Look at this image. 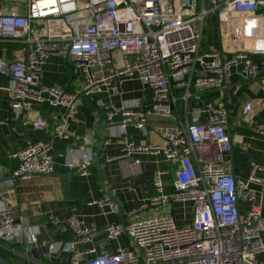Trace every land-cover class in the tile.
<instances>
[{"label": "built area", "instance_id": "1", "mask_svg": "<svg viewBox=\"0 0 264 264\" xmlns=\"http://www.w3.org/2000/svg\"><path fill=\"white\" fill-rule=\"evenodd\" d=\"M0 0V45L15 43L23 58L0 54V77H6L9 105L17 114L31 112L35 101L47 100L65 108L54 115L56 135L70 138V123L78 108L93 94L119 93L126 80L137 79L152 91L149 107L139 111L132 104L108 112L109 121L123 114L118 132L107 143L119 142L130 164L138 166L141 154L162 155L175 166L173 192L166 191L167 170L153 173L155 195L152 204L164 206L153 217L112 223L105 227L109 239L127 234L134 248L119 246L115 252L97 254L93 246L96 227L87 226L78 216L66 220L52 217L60 228H69L73 238L48 245L49 257L61 252L70 255V264H264V165L252 160L247 178L236 176L232 159V137L227 131L230 109L228 79L240 67L245 79L259 78L264 87V0ZM216 13L221 50L203 45L205 21ZM65 54L81 74L82 85L71 91L59 86L40 87L42 70L55 54ZM261 56L260 62L251 56ZM218 93L204 107L192 106L203 95ZM196 104H198L196 102ZM264 107V100L261 102ZM207 119L201 121L202 113ZM242 120L253 123V103L243 106ZM151 117L168 125L154 126L161 143L137 144L127 135L134 124L147 132ZM4 120L0 116V123ZM32 125L48 127L43 116ZM264 133V120L256 125ZM90 143L88 137L84 138ZM52 145L33 141L13 154L19 160L14 176L31 178L51 175L55 165ZM81 174L88 173L91 155H84ZM1 161V153H0ZM75 167L73 161L67 162ZM1 166V164H0ZM10 193V190H7ZM117 188L88 202L105 212L119 214ZM261 195V196H260ZM260 197V198H258ZM9 200L0 198V242L20 246L14 250L33 264L31 244L39 226L16 219ZM192 203L190 224L181 225L168 207ZM241 203L248 205L242 209ZM148 208L143 205L140 211ZM136 211L127 213L132 218ZM19 222V223H17ZM22 223V224H21Z\"/></svg>", "mask_w": 264, "mask_h": 264}, {"label": "crops", "instance_id": "2", "mask_svg": "<svg viewBox=\"0 0 264 264\" xmlns=\"http://www.w3.org/2000/svg\"><path fill=\"white\" fill-rule=\"evenodd\" d=\"M222 35L219 33L213 40L204 30L203 45L210 49L221 50L223 45ZM0 54L9 58H23L21 47L15 43L0 45ZM255 61L260 62L261 56L252 55ZM80 75V76H79ZM6 77H0V116L4 120L0 123V198L9 200L12 212L17 220L22 217L25 225H46L52 217L66 220L70 216H78L87 226L96 227L94 241L82 247L93 246L96 253L115 252L121 246L125 249H133L132 239L127 234H122L118 239H109L105 227L112 223L129 222L142 218L153 217L164 212V206L152 204L151 197L155 195L153 173L157 169L167 170L164 175L166 191L171 193L174 181L175 166L162 155L141 154L134 157L140 158L141 163L134 167L130 164L132 157L121 155L123 146L119 142L107 143L111 133L118 132L123 120V114L117 112L111 121L107 114L113 109H120L125 104H132L134 111L149 107L152 101V91L137 79L126 80L121 84L119 93L99 92L87 98L78 108L76 119L70 123L74 135L63 138L56 135L54 130V115L63 117L65 108L53 106L49 101H35L31 112L17 114L9 105ZM82 85L81 74L75 70L74 64L65 54L52 55L43 66L40 87L59 86L71 91L79 90ZM229 91L227 102L230 109V121L227 131L232 137L233 151L228 155L233 161L236 176L247 178L250 172L251 161L255 160L264 165V133L256 130V125L264 120V87L259 78L245 79L240 72V67L233 69L228 79ZM253 103L256 120L253 123H245L242 120L243 106L246 102ZM37 116H43L48 120V127L37 129L32 121ZM207 119V113L203 112L201 121ZM166 120L151 117L147 124V132L138 129L134 124L126 128L127 135L137 144L161 143V137L154 131V126L168 125ZM88 137L90 143L84 138ZM45 141L51 143V155L55 165V172L51 175H34L31 178L14 176V171L19 167V160L13 154L26 147L29 142ZM91 155L87 165L88 173L81 174L84 165V155ZM100 159V164L96 163ZM73 161L75 167H70L67 162ZM140 176L136 181V198L132 193L129 182L125 181L129 176ZM264 176V173H261ZM264 193V186L255 185ZM112 188H117L116 199L122 207L119 214L107 213L98 206H89L88 202L102 198ZM10 190V193H7ZM261 196V195H260ZM260 198V197H258ZM147 205L148 208L140 211L139 208ZM187 207L192 210L191 216H182L176 213L177 209ZM248 205L241 203V208ZM132 218L127 216L130 211H136ZM181 225L190 224L194 216L192 203H175L167 208ZM19 223V222H17ZM22 224V223H21ZM55 237L59 241H67L73 238L71 229L54 227ZM18 246H3L0 242V254L10 264H26V261L14 250H20ZM4 256V255H3ZM33 264H68L69 254L61 252L54 257L45 255V260H36L33 255ZM264 260V253L259 255ZM85 263V259L81 264Z\"/></svg>", "mask_w": 264, "mask_h": 264}, {"label": "water", "instance_id": "3", "mask_svg": "<svg viewBox=\"0 0 264 264\" xmlns=\"http://www.w3.org/2000/svg\"><path fill=\"white\" fill-rule=\"evenodd\" d=\"M218 93H211V94H205L202 97V100L199 101H192V106H198V107H204L205 105H208L211 101H212V97L214 95H216ZM227 94V93H226ZM196 102L198 104H196ZM127 153V151H121V155H125ZM97 164H100V159L98 158L96 160ZM140 176L136 175V176H129L128 178L125 179V181L129 182L132 188V193L134 195V197L136 198V185H135V181L139 178ZM153 181L150 180L147 183V188L149 189L150 193V187L149 185L152 183ZM173 187L171 189V192H173ZM152 194V193H151ZM54 223L52 221H50L49 223H47L46 225H41L39 226V233L36 235V241L33 242L31 244V254L33 255L34 259L40 261V260H45V255L48 253V245L52 242H56L58 241V239L55 237L54 234ZM0 264H10V262L2 255L0 254ZM68 264H70V255H69V261Z\"/></svg>", "mask_w": 264, "mask_h": 264}, {"label": "rangeland", "instance_id": "4", "mask_svg": "<svg viewBox=\"0 0 264 264\" xmlns=\"http://www.w3.org/2000/svg\"><path fill=\"white\" fill-rule=\"evenodd\" d=\"M6 2H10V3H20L21 8L24 9L25 8V4L23 1L25 0H5ZM205 27H206V31L207 33H209V36L214 40L216 38V34H218V20H217V15L216 13H212L210 15L207 16L206 21H205ZM80 76V75H79ZM178 211H176L177 214L182 215V216H191L192 210L187 207H181L180 209H177Z\"/></svg>", "mask_w": 264, "mask_h": 264}, {"label": "trees", "instance_id": "5", "mask_svg": "<svg viewBox=\"0 0 264 264\" xmlns=\"http://www.w3.org/2000/svg\"><path fill=\"white\" fill-rule=\"evenodd\" d=\"M8 44H9V43H8ZM18 247H20V246H18ZM3 255H4V257H7V256H8V255H7V254H5V253H4Z\"/></svg>", "mask_w": 264, "mask_h": 264}]
</instances>
